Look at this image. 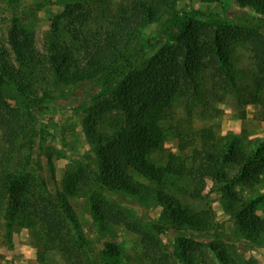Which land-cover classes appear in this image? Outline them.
I'll use <instances>...</instances> for the list:
<instances>
[{
  "label": "trees",
  "instance_id": "trees-1",
  "mask_svg": "<svg viewBox=\"0 0 264 264\" xmlns=\"http://www.w3.org/2000/svg\"><path fill=\"white\" fill-rule=\"evenodd\" d=\"M85 1L70 0L55 17L43 62L47 81L56 87L107 76L103 90L107 96L100 99L95 94L96 102L84 120L98 166L85 159L66 172L65 192L89 198L100 223H122L141 232L150 264H175L162 238L168 232H174L176 246L182 251L180 258L186 264H193L196 251L206 255L207 264H216L211 253L220 260L226 256L203 236L214 228L212 208L183 206L176 195L166 192L169 177L224 184L221 192L226 211L236 219L238 230L255 241L264 233V216L257 213L259 206L264 207V197L246 199L234 186L257 182L264 175V136L251 137L245 131L218 134L213 126L196 129L192 116L200 102L211 103L210 96L222 102L232 94L240 106L252 103L264 107V0H237L243 9L257 14L248 10L182 13L178 4L183 0H102L96 8H84ZM81 9L70 26L69 44L62 33V21ZM155 23L161 25L158 39L164 40L163 44L144 67L121 74V57ZM166 34L167 38H162ZM10 40L16 54L32 58V37L18 24ZM241 42L249 47V74L234 61L233 47ZM75 44L84 53L82 61L76 59ZM206 75L210 88H205L203 96ZM245 75L250 83L244 80ZM36 98L0 74L4 138L0 222L8 221L9 234L15 224L31 228L32 233L35 228L53 233L45 247L56 248L65 264H100L69 200L53 196L46 180L31 169L38 135L36 108L43 102ZM63 98L70 99L66 94ZM179 107L186 117H176ZM115 112L123 114L124 120L109 130L108 117ZM241 118H246L245 111ZM169 131L178 139L179 151L165 157ZM162 153L160 160H155L154 156ZM136 175L149 183L137 180ZM109 192L159 204L163 214L142 231L130 221L121 203L106 197ZM122 254L119 244L109 243L101 257L105 264H121Z\"/></svg>",
  "mask_w": 264,
  "mask_h": 264
},
{
  "label": "rangeland",
  "instance_id": "rangeland-1",
  "mask_svg": "<svg viewBox=\"0 0 264 264\" xmlns=\"http://www.w3.org/2000/svg\"><path fill=\"white\" fill-rule=\"evenodd\" d=\"M101 2L102 0H86L84 8H96ZM69 3L70 0H0V74L14 86H21L27 94L37 97L38 100L43 99L41 105L36 108L38 135L34 147L35 165L31 169L46 180L53 196L69 200L97 262L105 264L101 252L109 243H117L123 250L121 264H150L144 254L141 232L122 223L106 225L100 223L94 217L89 198L70 196L63 189L66 172L76 169L83 160L88 159L98 166L96 154L84 129V120L89 108H92L96 102L93 100L95 94L98 93L100 99L108 94L103 91L107 76L62 87H56L51 80L46 79L47 73L43 62L44 56L49 51L48 35L53 29L55 17L61 14ZM178 8L182 13L206 11L228 14L248 10L257 14L251 9H243L237 0H183L179 2ZM82 10L62 21V33L69 44H72L70 29H73L70 26ZM16 24L32 37L34 55L31 59L22 58L12 47L10 34ZM160 26V23L149 26L129 46L118 64L121 74L134 68L144 67L159 50L164 42L158 39ZM162 38H167V34ZM73 48L76 59L82 61L84 53L78 44L73 45ZM233 57L236 66L240 69L244 68L249 74L251 57L247 43H236L233 47ZM205 77L203 96L205 88H210V77L209 75ZM244 80L251 82L247 75L244 76ZM62 94L69 96V101L60 99ZM210 98L211 103L206 105L204 101L200 102L193 113L192 122L196 129L213 126L218 134L245 131L251 137L264 136L263 106L252 103L240 106L237 98L232 94H228L222 102L217 98L211 96ZM243 111L246 112L244 119L241 118ZM177 112V118L186 117L183 107H179ZM123 120L124 115L120 112L109 115L107 129H113L114 124ZM3 146V129L0 124V151ZM178 151V139L172 131H169L164 155L167 157L166 154ZM162 156L163 153L155 155L154 158L159 161ZM228 170H231L230 167ZM136 179L149 183L138 175ZM166 186V192L176 195L183 206L197 210L212 208L215 217L214 228L203 236L208 242H214L219 251L226 252L224 260L218 259L216 253H211L210 256L214 257L216 264H264V233L254 241L238 230L236 219L223 205L224 195L221 190L224 184L208 179L169 177ZM234 190L246 199L264 197V175L257 182L234 186ZM106 197L121 203L127 210L130 221L142 231L150 229L164 211L161 205L144 203L138 197L125 196L117 192H109ZM257 213L264 216V207L259 206ZM19 221H22V217H19ZM7 225L8 221L2 219L0 264H65L56 248L45 247L53 233L48 235L38 228L32 233L31 228L15 224L9 234ZM162 238L173 254L174 263L186 264L180 258L182 251L176 246L174 232L163 234ZM193 256V264L208 262L206 255L200 254L199 251Z\"/></svg>",
  "mask_w": 264,
  "mask_h": 264
}]
</instances>
